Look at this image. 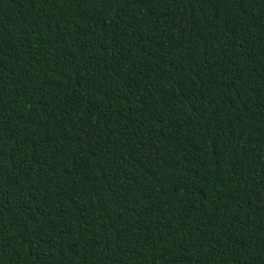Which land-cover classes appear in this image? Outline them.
<instances>
[{
    "label": "trees",
    "instance_id": "1",
    "mask_svg": "<svg viewBox=\"0 0 264 264\" xmlns=\"http://www.w3.org/2000/svg\"><path fill=\"white\" fill-rule=\"evenodd\" d=\"M0 264H264V0H0Z\"/></svg>",
    "mask_w": 264,
    "mask_h": 264
}]
</instances>
